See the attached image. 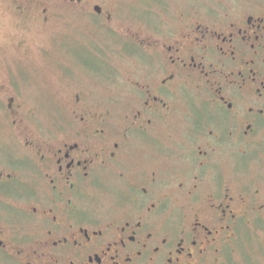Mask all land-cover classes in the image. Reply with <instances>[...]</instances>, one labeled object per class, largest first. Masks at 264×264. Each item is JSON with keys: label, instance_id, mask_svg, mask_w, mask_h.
I'll return each instance as SVG.
<instances>
[{"label": "flooded vegetation", "instance_id": "1", "mask_svg": "<svg viewBox=\"0 0 264 264\" xmlns=\"http://www.w3.org/2000/svg\"><path fill=\"white\" fill-rule=\"evenodd\" d=\"M14 3L48 36L34 52L56 63L48 106L65 112L39 122L31 78L3 66L0 264L251 263L264 0Z\"/></svg>", "mask_w": 264, "mask_h": 264}, {"label": "rangeland", "instance_id": "2", "mask_svg": "<svg viewBox=\"0 0 264 264\" xmlns=\"http://www.w3.org/2000/svg\"><path fill=\"white\" fill-rule=\"evenodd\" d=\"M38 2L40 3V1ZM15 6L14 0H0V97L4 95V87L9 82L8 73L5 72L6 68L3 66L9 68L11 72L15 71L17 78L22 82L31 78L23 87L22 94L33 104L41 106L35 112L37 120L47 123V120L53 116L65 112L59 109L51 110L48 106L50 101H54L51 100L52 95L62 93L64 90L61 85L55 83L56 76L52 70L56 72L58 67L55 63L50 69L48 58L35 54V50L38 52L44 49L48 36L46 32L38 28L34 29L32 35L24 32V29L27 28H24L19 21ZM32 74H36L37 77H33ZM44 105L45 108H43ZM0 136H2L1 139L10 138L8 132H2ZM244 243L242 245L248 249L249 261L252 264H264V235L255 239L246 235ZM237 260L242 261L241 254H237Z\"/></svg>", "mask_w": 264, "mask_h": 264}]
</instances>
